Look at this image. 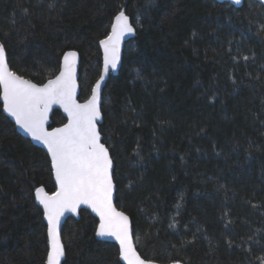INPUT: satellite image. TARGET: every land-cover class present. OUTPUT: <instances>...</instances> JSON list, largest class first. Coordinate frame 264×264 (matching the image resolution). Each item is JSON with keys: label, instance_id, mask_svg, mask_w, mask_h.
Wrapping results in <instances>:
<instances>
[{"label": "trees", "instance_id": "obj_1", "mask_svg": "<svg viewBox=\"0 0 264 264\" xmlns=\"http://www.w3.org/2000/svg\"><path fill=\"white\" fill-rule=\"evenodd\" d=\"M121 11L135 35L103 88L99 132L137 250L160 263L264 264V6L0 0V41L11 69L38 84L76 50L83 101L100 73L99 41ZM64 122L54 110L50 127ZM40 186L55 190L48 155L0 101V264H45ZM96 227L86 209L65 220L62 264H123Z\"/></svg>", "mask_w": 264, "mask_h": 264}, {"label": "snow or ice", "instance_id": "obj_2", "mask_svg": "<svg viewBox=\"0 0 264 264\" xmlns=\"http://www.w3.org/2000/svg\"><path fill=\"white\" fill-rule=\"evenodd\" d=\"M235 2L239 3L240 0ZM133 31L123 11L116 15L111 33L100 41L105 51V71L109 65L116 67L120 39ZM4 57V48L0 46V85L3 86L4 107L16 118L17 124L47 145L59 185L57 192L44 198L39 196L43 189H36L48 220L47 264H60L64 255L58 231L60 216L65 208L74 211L80 203L91 204L98 212L101 219L98 234L114 236L120 244V255L128 264H145L131 247L128 217L117 212L111 204L113 164L108 149L99 143L100 137L94 123L99 116V83L93 88L92 98L86 104H76L73 100L75 52L64 54L60 75L42 87L8 71ZM52 103L64 106L69 123L63 128L46 132L43 123L47 108Z\"/></svg>", "mask_w": 264, "mask_h": 264}, {"label": "water", "instance_id": "obj_3", "mask_svg": "<svg viewBox=\"0 0 264 264\" xmlns=\"http://www.w3.org/2000/svg\"><path fill=\"white\" fill-rule=\"evenodd\" d=\"M216 1L217 2H228V3L232 4L235 7H240L243 4V1L244 0H240L239 3H236L235 0H216ZM256 1H258L259 3H261L264 6V0H256ZM119 13H117L116 15H118ZM124 14L129 18V23L133 27L134 31L132 33H126L123 37H121L120 43H119V59L116 61V67L115 68H112L111 65H109L107 71H105V51H104V46L100 43V41L106 39L107 36L111 33V31H112V25L110 27L109 34L106 37L102 38L99 41V48H100V52H101V68H100V73H99L98 78L96 79V81L92 85V88H91V91H90L89 96L85 100H83V101H80L79 100V95H80V85H79L80 55H79V53L76 50H67V51H65L63 53V55L61 56L59 71L57 72V74L55 76H53L52 78L46 80L44 83L38 84V83H36V82L28 79V78H25V77L17 74L15 71H13L11 69V67H10V65L8 63L7 52H6L5 48H4V45L0 41V46H3L4 51H5L4 60H5V63L7 64L8 71L15 73L17 76L22 77L24 80H28L31 83L36 84L38 87H42L44 84H47L49 80H55L56 77L60 75V71H61L62 65H63V57H64V54L66 52H75L76 53V57H75V70H74V92H73V100L75 101L76 104H80V105L86 104L92 98V90H93V88H95L96 85H97V83H99L100 87H99L98 99H97V107L99 109V116L95 119L94 123H95L96 129H97V131L99 133V137H100L99 143L103 144L104 146H105V144L102 142V135L99 132V125L102 123L101 103H102V92H103V88L105 86V83H106L107 79L109 78V75L110 74L111 75H116L118 73L119 68H120V65H121L122 53H123L124 45H125L126 41H128L131 38H133L134 35H135V27L132 24V21H131L130 17L125 12H124ZM116 15L113 18L112 24L115 22ZM101 77H103V79H101ZM0 90H1V92H0V101L2 103L3 113L6 116L9 117V119L11 120V122L14 124L16 131L19 132L24 137L28 138L34 145L42 148L46 152V154L48 155V158H49V161H50V165H51V169H52V176H53V181H54V184H55V190L53 192H48L43 186H40L38 188H42L43 189V191L39 194L40 198H44L46 196H52L55 192L58 191L59 185H58V183L56 181L55 171L52 168L51 155L48 152L47 145H45L41 140L35 139L22 126H20L19 124H17L16 118L13 115H11V113H9L5 109V107H4L3 86L2 85H0ZM54 110H58V111L61 112V114L65 118V122L63 124L59 125V126L50 127V124H51V115H52V113H53ZM68 123H69V116H68V113L65 111L64 106L62 104H60V103H52L50 106H48L47 112H46V119L44 120V123H43V128H44V130L46 132H52L54 129L63 128ZM108 153H109V150H108ZM109 157L112 160V158L110 156V153H109ZM112 164H113V161H112ZM111 174H112V182H113L111 204H112V207L115 208V210L117 212H121L125 216L128 217V221H127L128 235H129L131 247H132L133 251L135 252L136 256H138L141 260H143L145 262V264H182L181 262L160 263V262L153 261V260H147V259H145V258H143L141 256V254L139 253V251L136 248V244H135V241H134L131 219H130L129 215H127L124 211L120 210L116 206V204H115L116 186H115V183L113 181V167L111 169ZM35 202L41 208V210L43 212V220H44V222L46 224V227H47V239H48V220H47V217L45 215L44 206H43L42 203H40V199L37 198V192H36V190H35ZM81 209L88 210L97 219V227H96V231H95V237L98 240L110 241V242L115 243L118 246V249H119V259H120V261L123 264H128V261L125 260L120 255V244H119V241L114 236H111V235H103V236H101V235L98 234L99 228H100L101 219H100V216H99L98 212L94 210V208L92 207L91 204L80 203V204L76 205L74 211L71 208H65L64 209L62 215L60 216V221H59V225H58V231H59V235H60V242L63 245V248H64V244H63L62 237H61V231H62L63 223L70 216L78 219L79 218V212H80ZM48 251H49V240H48ZM47 254H48V252H47ZM64 258H65V248H64V255L61 257V260H60V264H62ZM45 264H47V256H46V262H45Z\"/></svg>", "mask_w": 264, "mask_h": 264}]
</instances>
